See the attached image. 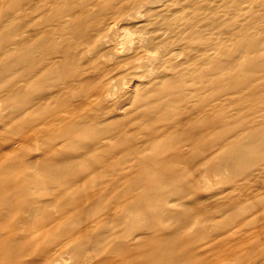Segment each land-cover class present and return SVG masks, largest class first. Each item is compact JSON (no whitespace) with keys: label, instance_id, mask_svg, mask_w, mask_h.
Masks as SVG:
<instances>
[{"label":"rangeland","instance_id":"374dc122","mask_svg":"<svg viewBox=\"0 0 264 264\" xmlns=\"http://www.w3.org/2000/svg\"><path fill=\"white\" fill-rule=\"evenodd\" d=\"M0 69V264H264V0H0Z\"/></svg>","mask_w":264,"mask_h":264},{"label":"bare ground","instance_id":"6f19581e","mask_svg":"<svg viewBox=\"0 0 264 264\" xmlns=\"http://www.w3.org/2000/svg\"><path fill=\"white\" fill-rule=\"evenodd\" d=\"M149 2V1H148ZM155 3V2H154ZM159 3V2H158ZM146 5V4H145ZM145 5L143 6V7H145ZM148 6H149V4H148ZM142 7V8H143ZM143 10V9H142ZM142 13H145V12H142ZM51 14V13H50ZM138 14V13H137ZM134 15H136V13H134ZM139 15V14H138ZM141 15V14H140ZM142 16H144V14L142 15ZM154 18V17H153ZM142 23H144L143 21H142ZM141 24V23H140ZM145 34V33H144ZM153 34V33H152ZM150 35V34H149ZM147 37V36H146ZM147 42V41H146ZM151 47V46H150ZM158 49V48H157ZM153 51V50H152ZM155 51V50H154ZM153 51V52H154ZM178 51V50H177ZM158 52H159V50H158ZM207 52V51H206ZM162 54V56H163V53H161ZM178 54V53H177ZM160 55V54H159ZM170 55H171V53H170ZM173 55H175V52H174V54L172 53V55L171 56H173ZM177 57V56H176ZM155 59H154V61H153V63H155ZM158 61V60H157ZM163 61V60H162ZM247 62V61H246ZM152 63V62H151ZM246 64V63H245ZM245 64L243 63V66H245ZM151 66V65H150ZM242 66V67H243ZM248 66V65H247ZM153 67V66H152ZM248 68L249 69H252V68H250V66H248ZM1 70V69H0ZM151 70H152V68H151ZM244 71H245V67H244ZM253 72V71H252ZM158 73V72H157ZM244 73H242V75H243ZM250 74V73H249ZM150 76H151V74H150ZM149 76V77H150ZM152 77V76H151ZM146 80V79H145ZM121 90V89H120ZM116 96V95H115ZM122 97V96H121ZM120 97V98H121ZM109 98H111V96L109 97ZM112 99V98H111ZM9 102V101H8ZM164 108V107H163ZM164 110H166V109H164ZM154 113V112H153ZM4 115V114H3ZM149 115H153V114H149ZM4 116H6V115H4ZM6 120V119H5ZM85 120V119H84ZM81 123V122H80ZM102 122L100 121V124H101ZM208 123V122H207ZM99 124V123H98ZM80 125H82V124H80ZM224 125V124H223ZM222 125V123L221 122H219V120L217 121V119H216V121H209V124H207V125H204L207 129H211V130H227L228 128H230V126L229 127H224ZM226 125V124H225ZM78 126V125H77ZM107 128V130H108V128L109 127H106ZM105 128V129H106ZM227 128V129H226ZM110 129V128H109ZM10 130H12V129H10ZM261 130H264V128L263 129H261ZM16 134V133H15ZM10 135V134H9ZM255 143H258V140L257 141H254V144ZM247 145V144H246ZM243 147H246V146H244L243 145ZM247 147H248V145H247ZM243 151V150H242ZM246 156L247 155H245V156H242L240 159H239V163H240V165H243V162H244V160L246 159ZM248 156H251L252 158H253V156L252 155H250V154H248ZM257 156V155H256ZM256 156H254L255 158H254V160L257 158ZM231 157V156H230ZM234 158V157H233ZM252 158H251V161L249 160V162H252ZM263 159H264V157H262ZM262 159V160H263ZM261 160V161H262ZM236 161V160H235ZM260 161V162H261ZM233 162V161H232ZM229 171V170H228ZM258 174V173H257ZM41 175V174H40ZM260 175V174H259ZM144 179V178H143ZM147 180V178L145 179V181ZM149 189H150V187H149ZM148 189V190H149ZM154 191V190H153ZM149 192H150V190H149ZM148 195H149V193H147ZM152 197V196H151ZM150 198V197H149ZM149 198H148V200H149ZM152 200H153V198H152ZM165 200V199H164ZM157 204V203H156ZM175 204V203H174ZM33 216V215H32ZM33 218V217H32ZM82 247V246H81ZM84 247V246H83ZM79 248V247H78ZM86 248V247H85ZM77 250V249H76ZM79 250V249H78ZM81 250V249H80ZM159 257H161V256H155V262H156V264L158 263L157 262V260H158V258ZM155 262H154V264H155ZM159 264H164V258H163V261H162V259L160 260V262H159ZM167 264V263H166Z\"/></svg>","mask_w":264,"mask_h":264}]
</instances>
